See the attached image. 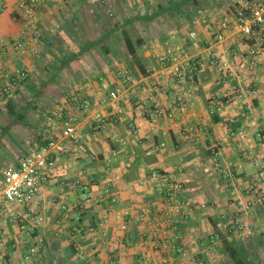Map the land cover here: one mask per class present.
<instances>
[{"label":"crops","instance_id":"crops-1","mask_svg":"<svg viewBox=\"0 0 264 264\" xmlns=\"http://www.w3.org/2000/svg\"><path fill=\"white\" fill-rule=\"evenodd\" d=\"M192 1L195 6L187 3L179 9L181 0H41L39 54L32 56L13 46L22 31L18 0H0V50L6 55L0 61V87L17 70H25L29 80L35 75L53 78L48 85L70 80L93 104L89 112L73 110L81 144L61 154L52 169L42 197L44 222L28 234L26 222L3 212L0 201L6 240L0 264H106L111 258L119 264H233L225 241L245 249V264H264V203L260 189L252 186L257 170L251 161L257 157L264 162V52L251 66L242 52L252 40L229 32L213 42L225 13L219 8L221 0ZM110 6L114 18H124L112 23ZM135 16L146 18L128 28H135L144 40L138 55L147 74L129 68L132 60L125 52L119 63L98 53L93 57V49L60 69L70 50ZM190 31L197 33L195 44L188 38ZM167 46L186 49V60L195 66L193 92L169 77L168 62L162 65L160 56ZM226 57L229 69L222 70ZM116 64L128 69L131 82L118 76ZM118 87L114 100L110 93ZM15 108L22 113L26 109ZM153 108L162 112L154 120L148 114ZM5 112L10 113L8 106L0 102L1 118ZM21 120L15 122L12 116L0 124V180L8 164L17 165L40 144L41 131L31 137L16 133V125H28ZM96 124L99 128L94 129ZM216 152L223 162L242 164L233 177L225 178L214 168ZM154 171L161 174L159 179L151 177ZM175 182L181 188H173ZM104 188L110 195L100 198ZM88 191L98 200L81 206ZM238 200L249 203L248 212ZM170 205L179 208L167 227L162 213ZM10 206L23 211L16 203ZM143 210L146 216L141 219ZM236 218L245 223L243 231L229 228ZM92 226L96 232L89 231ZM178 233L183 235L178 238ZM162 238L181 241L187 255L157 249L155 242ZM79 249L88 262L79 257Z\"/></svg>","mask_w":264,"mask_h":264},{"label":"built area","instance_id":"built-area-1","mask_svg":"<svg viewBox=\"0 0 264 264\" xmlns=\"http://www.w3.org/2000/svg\"><path fill=\"white\" fill-rule=\"evenodd\" d=\"M40 2L41 0H18L19 10L23 17L22 31L13 46L23 55L30 54L37 56L39 54L37 45L41 40V32L38 28L39 16L37 6ZM219 6L225 13L218 21L219 30L212 34V41L219 42L224 40L226 34L229 32H237L244 39L252 40L247 46V49L243 50L242 54L249 58L251 66H256L260 54L264 52V0H221ZM2 10L3 8L0 6V11ZM108 13L110 17L114 16L111 6L108 9ZM188 38L194 41L195 44L198 40L197 33L190 31ZM1 45L2 42H0ZM185 56L186 49L183 46H167L164 54L160 56V61L162 65L166 62L170 64L169 77L172 80L180 84L185 83L188 86V91L193 92L196 86L195 66H191ZM5 57V52L0 50V61L1 59H5ZM220 69H229V60L227 57L221 60ZM15 74L16 76L9 78L7 84L0 87V94L11 92L19 83L21 84L23 80L29 77V73L25 70H17ZM118 75L126 82L132 81V75L126 69H120ZM119 91L120 87L111 92L110 97L116 100ZM182 96L183 94L178 95L177 100L181 102ZM68 100L70 103L68 107L58 108L53 124L41 132L42 143L40 142L35 150L22 157L17 165H8L2 171V178L0 180L2 210L17 222H26V232L28 234H31L35 228L44 222L45 215L42 197L44 195V188L50 181V174L57 163L58 157L66 152L76 150L81 144V134L76 124V118L72 114L73 110L80 109L84 112H89L93 105L88 97L83 96L79 92L71 93ZM214 103L216 104V109H219L220 102L215 101ZM161 113V110L158 108H153L148 112L149 118L152 120L159 118ZM95 120L97 122L101 121V115L99 113L95 114ZM93 128H99V124L94 125ZM212 160L214 168L225 178L233 177L234 171L242 167L241 163L221 161L219 152L213 154ZM251 161L257 170L252 186L254 185V187L260 189V199L264 203V162L257 157ZM151 177L159 179L161 174L154 171ZM172 186L176 189L181 188V184L177 182L172 184ZM109 195V189L104 188L99 197L102 198L103 196ZM97 200H94L92 192L88 191L82 198L81 206ZM111 201L115 202L116 198L114 196L111 197ZM11 203L19 205L23 208V211L17 212L13 210L10 206ZM237 203L243 211H249V203L243 200H238ZM178 208V205H170L163 210L164 226L170 227L173 225L172 214L178 211ZM145 216V210H143L140 218L144 219ZM125 227L126 225L124 224L123 228ZM229 228L231 230L243 231L246 225L240 218H236L230 224ZM4 231L5 222L4 220H0V251L6 248ZM89 231L96 232V227H90ZM182 235L183 233H178V238ZM117 241H119L118 238ZM91 245H94V242ZM155 247L159 250L171 248L179 256L185 257L187 255L182 242L177 239H174L172 242L168 238H162L160 241L155 242ZM32 252H34V249L27 252L25 259H28ZM78 254L81 259L87 262L90 260L87 258L83 249H79ZM106 264L119 263L117 259L111 258Z\"/></svg>","mask_w":264,"mask_h":264},{"label":"rangeland","instance_id":"rangeland-1","mask_svg":"<svg viewBox=\"0 0 264 264\" xmlns=\"http://www.w3.org/2000/svg\"><path fill=\"white\" fill-rule=\"evenodd\" d=\"M120 17L116 16V18H114V16H111L110 20L113 23L114 21L115 22L120 21L124 18L123 16L121 18ZM92 36L94 37V34ZM95 36H97V34ZM114 38L115 39L114 41H112L111 46L114 49L113 52L116 53L113 58L115 62V61H119L118 60L119 58H122V52L124 53V49L122 48L119 32L114 33ZM92 56L93 57L96 56L95 50L93 51ZM116 66L118 67L120 65L116 64L115 67ZM120 69L128 70L124 66H120L119 70ZM37 76L36 75L33 76V78L30 79L28 84L26 83V86L23 84V82H21V84L19 83L16 89L14 88L11 92L0 94V102H2V104L5 105V107L8 106L7 104L10 103L11 101L13 103V106L15 107L23 106L26 108L23 111V119L25 120V122H27L28 125L25 126L16 125V127L19 129L16 133L19 136L21 135L25 136L27 134L31 137L32 135H36L38 131L43 132L46 128L50 127L51 124H53V122L55 121L54 117L58 108L60 107L66 108L67 103L68 105L70 104L68 99L71 93L83 92V89H81V87L77 88L78 85H76V87L73 86L70 80H61L57 82L56 85L43 86V82L46 81L45 79L48 76H45L43 78L41 77L42 79H40L39 75ZM16 81L18 82V80ZM24 90H26V93L24 92ZM35 90H42V94L37 96ZM9 94H11V96H8ZM65 99L67 100V103L65 102ZM49 117L51 118V120ZM6 121H12V115L9 112L8 113L5 112L2 118L0 117V124H4ZM49 121L51 122L50 124H48ZM32 144L30 147H26L27 146L26 144L23 145V147L27 149H30L32 147L34 148Z\"/></svg>","mask_w":264,"mask_h":264},{"label":"trees","instance_id":"trees-1","mask_svg":"<svg viewBox=\"0 0 264 264\" xmlns=\"http://www.w3.org/2000/svg\"><path fill=\"white\" fill-rule=\"evenodd\" d=\"M187 3H192V5L194 6L196 5L195 1L190 2V0H181V2L177 4L175 3V4L178 5L179 9H181L182 7L186 8L185 5ZM134 21H146V18L141 17V16H135L134 18L127 20L122 26L111 28L109 32H105L95 39L92 38L91 40L84 42V44L78 46L76 50H70L68 54L63 57L64 60H62L61 62L62 66H60L61 67L60 69L64 67H69L71 62L79 61L86 52H89L92 49L95 50L96 53H98L99 55L108 56L110 59L113 60L114 55L116 53L113 52L114 49L112 48L111 43L115 39L114 33L119 32L120 39H121L120 41L124 46V52L132 60V63H130L128 67L129 68L135 67L137 68L136 70H138L140 74H143V75L147 74L148 71L144 69L143 64L141 63V59L138 55V49L144 44V40L142 37H140L136 33L135 28H128V25H131ZM123 54L124 53L122 52V58H119L118 62H121V60L124 59ZM29 81H30L29 77H27V79L23 80L22 82L24 85H26V83L28 84ZM53 82H54L53 78H50L43 82V86L44 85L46 86ZM35 93L38 96L42 93V91L35 90ZM7 105H8V110L10 111V114L13 116V120L15 122H20V120L23 119L22 109L21 108L17 109L15 108V106L11 105L10 103H8ZM225 248H226L229 258L233 261V264H245L246 263L247 260L243 258L245 249L241 245H238L236 242H233V241H230V242L225 241Z\"/></svg>","mask_w":264,"mask_h":264}]
</instances>
